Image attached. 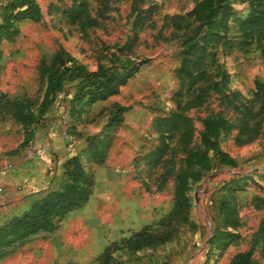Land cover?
<instances>
[{"label": "rangeland", "instance_id": "1", "mask_svg": "<svg viewBox=\"0 0 264 264\" xmlns=\"http://www.w3.org/2000/svg\"><path fill=\"white\" fill-rule=\"evenodd\" d=\"M72 1L37 0L41 18L19 21L13 39L0 41V101L13 95H27L38 102L44 92V82L37 69L39 60L49 58L58 47H63L78 64L95 69L97 60L110 63L109 47L123 43L126 37L132 38L135 32L137 41L129 56L148 60L114 97L127 105V110L122 123L110 129L107 138L113 145L102 164L97 165L90 156L81 159L93 174L88 200L56 219L53 230L39 231L6 248L1 246L0 251L5 253L0 256V264H91L109 243L128 236L144 224H157L173 206L174 172L183 163V153L170 150L158 165L149 163L143 155L158 144V120L176 106L174 95L180 87L177 69L181 60V31L162 26L163 15L184 13L197 0H85L91 14H96L98 9L105 11L98 26L85 30L68 22L61 12ZM230 5L226 41L223 35L217 38L210 45L215 55L208 56L206 61L209 72L218 69L227 74L225 87L220 93L210 91L204 104L187 111L195 128L193 146L199 145L201 119L205 115L220 112L238 123L240 114L227 104L224 94L237 104L255 106L258 96L253 95L254 81L264 80V50L255 48L253 43L241 44L239 19L248 14L249 3L230 0ZM139 11L148 15L143 17L142 25L132 30ZM181 78V94H185L188 78ZM72 85L70 79L66 80L64 91L68 92ZM111 102L108 99L92 105L78 104L71 110L68 103L66 128L61 123L59 129H66L76 140L80 137L73 132L75 128L82 133L100 130L111 112ZM0 132L3 133L0 143L5 147L0 152L1 158L17 153L25 158L24 151L28 149L25 145L33 131L23 145L24 129L6 116L0 119ZM236 134L237 129L233 128L219 136L221 148L233 158L234 165L213 158L210 169L203 171L200 179L189 182L186 194L190 224L174 223L177 229L174 237L155 247L121 254V264H203L205 259L207 264H227L234 253L251 246L250 264H264L263 143L260 136L238 143ZM176 139V134L171 133L169 145L174 146ZM7 163L12 165L7 161L2 166ZM222 197L238 211L239 237L234 240L218 237L219 240L210 243L215 226H221L218 206ZM32 203L23 204L0 224L22 214ZM120 253L119 250L116 254Z\"/></svg>", "mask_w": 264, "mask_h": 264}, {"label": "trees", "instance_id": "2", "mask_svg": "<svg viewBox=\"0 0 264 264\" xmlns=\"http://www.w3.org/2000/svg\"><path fill=\"white\" fill-rule=\"evenodd\" d=\"M247 1L249 12L239 19L241 44L248 46L253 43L255 48L264 50V0ZM131 11L134 13V8ZM148 11L149 9L145 12ZM230 11V0H197L184 13L163 15L162 26H169L173 31H181L179 36L181 60L177 69L180 87L174 95L176 106L158 120L157 129L160 132L158 144L143 156H147L149 163L158 165L163 162L168 152L179 150L183 153V163L174 172L173 206L157 224H144L128 236L109 243L91 264H121L123 257L121 254L155 247L174 237L177 231L174 223L190 224L186 194L189 182L200 179L202 172L212 166L213 158L224 164L235 163L220 146L219 136L222 132L236 128L235 141L238 143L248 142L260 136L264 148V80L260 79L254 81L253 95L258 96L255 106L249 103L237 104L230 100L228 94H224L227 104L232 105L240 114L238 123L232 122L220 112H211L201 119L199 145H191L195 128L187 111L204 104L210 91L220 93L225 87L227 74L218 69L213 73L209 72L206 61L208 56L212 58L215 55L210 45L226 33ZM61 12L68 22L75 24L80 30L98 26L105 16L103 9L91 14L85 0H73ZM147 13L137 12L132 30L142 25V19L148 15ZM41 16L42 10L37 0H0V41L13 39L18 33L19 21L24 19L37 21ZM134 41H137L135 32L132 38L126 37L123 43L109 47L110 63L105 64L97 60L95 69H88L84 64L75 62L63 47H58L49 58H40L37 69L44 82L41 99L37 102L27 95H15L0 101L2 115L7 113L22 125L25 132L22 144L28 142L32 133L31 125L37 123L49 109L56 93L63 88L66 80L70 79L74 87L70 110L73 105H89L119 93L121 87L138 71L140 65L148 60L147 57L129 56ZM182 76L188 78L185 94H181ZM111 105L109 109L111 112L101 129L85 137L83 153L90 156L95 163L103 162L111 144V140L107 138L110 129H116L120 125L123 113L127 109V106L118 102ZM171 133L177 137L174 146L168 143ZM63 175L64 180L57 189L46 192L33 201L22 214L14 215L0 224V247L6 248L15 242L21 243L39 231L53 230L56 219L88 200L92 193L93 174L85 168L79 155L67 157L63 163ZM218 211L221 226H215L210 243L219 240L218 237L233 240L238 238L237 228L240 219L236 207L227 198L222 197ZM119 250L122 253L117 255ZM4 251H0V256L4 255ZM251 255L252 246L245 251L234 253L227 264H250ZM203 264H207L206 259Z\"/></svg>", "mask_w": 264, "mask_h": 264}, {"label": "crops", "instance_id": "3", "mask_svg": "<svg viewBox=\"0 0 264 264\" xmlns=\"http://www.w3.org/2000/svg\"><path fill=\"white\" fill-rule=\"evenodd\" d=\"M2 40L8 41L7 39ZM124 86L125 85L122 87ZM72 87L68 92H65L63 88L58 91L60 92L59 94L57 92L58 95H55L56 98L53 100L52 105L40 118V120L45 121L44 125L41 121L31 125L33 134L28 144L25 145H28L27 148H31L35 151L31 160L22 158L18 153L14 155H2V158L0 156V184L4 189L2 194H0V223L9 218V215L19 209L23 204L33 202L34 199H39L46 192L57 189L64 180L63 163L68 156L77 154L80 159L85 158L86 160V155L83 153V148L86 144L85 137L94 132L79 133L82 131L75 128L73 132L76 131L74 133L80 137L79 140H76L75 137H71L66 129L63 131L59 129L61 123L63 127L66 128L65 123L68 119L67 105L69 103L70 106V101L74 92V87ZM118 94L119 93L111 95L105 100L99 101L111 99V103L118 102L114 100V97ZM14 96L15 95L12 97ZM99 101H95L91 103V105ZM6 116L9 117L11 122L23 129L22 125L11 116H3L0 112V119ZM1 134L3 133L0 132V135ZM73 144H75L74 149H72L73 147L71 148ZM112 145L113 143H111L109 147V152L112 149ZM4 148V144L0 143V152ZM7 161L12 162L11 168L3 171L2 164ZM137 264H142V262Z\"/></svg>", "mask_w": 264, "mask_h": 264}, {"label": "built area", "instance_id": "4", "mask_svg": "<svg viewBox=\"0 0 264 264\" xmlns=\"http://www.w3.org/2000/svg\"><path fill=\"white\" fill-rule=\"evenodd\" d=\"M35 154V151L31 148H28L24 151V156L26 159H30V158H33ZM11 168V164L10 163H7L5 164L3 167H2V170H7V169H10ZM3 191V186L0 184V192Z\"/></svg>", "mask_w": 264, "mask_h": 264}]
</instances>
